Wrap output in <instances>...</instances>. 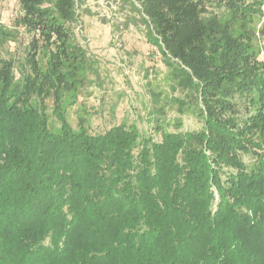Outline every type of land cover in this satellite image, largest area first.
Listing matches in <instances>:
<instances>
[{"label": "trees", "instance_id": "16d2710c", "mask_svg": "<svg viewBox=\"0 0 264 264\" xmlns=\"http://www.w3.org/2000/svg\"><path fill=\"white\" fill-rule=\"evenodd\" d=\"M120 2L140 4L179 112L203 126L149 110L154 134L74 127L82 0H18L16 29L0 25V45L28 37L0 59V264H264V0Z\"/></svg>", "mask_w": 264, "mask_h": 264}, {"label": "rangeland", "instance_id": "374dc122", "mask_svg": "<svg viewBox=\"0 0 264 264\" xmlns=\"http://www.w3.org/2000/svg\"><path fill=\"white\" fill-rule=\"evenodd\" d=\"M49 4L50 0H43L44 7ZM136 6L139 10L120 0H82L79 21L71 24L70 33L73 43L87 51L91 68L78 103L68 109L71 124L75 127L80 116L88 115L93 133L121 122L136 124L142 133H153L148 120L151 110L167 122L182 121L180 131L200 130L203 123L196 108L179 112L177 100L186 99L185 92L171 88L168 68L158 50L148 43L141 6ZM19 14L18 0H0V25L16 29ZM27 43V35L20 32L18 41L7 40L0 45V59L19 58ZM262 47L260 60L264 62V41ZM154 91L159 94L157 102ZM46 105L59 127L52 115V100Z\"/></svg>", "mask_w": 264, "mask_h": 264}]
</instances>
